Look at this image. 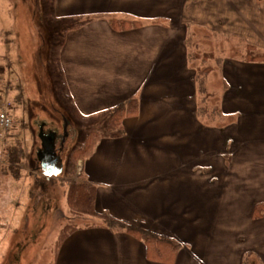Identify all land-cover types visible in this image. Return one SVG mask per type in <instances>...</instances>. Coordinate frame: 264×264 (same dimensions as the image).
Instances as JSON below:
<instances>
[{
  "label": "crops",
  "instance_id": "1",
  "mask_svg": "<svg viewBox=\"0 0 264 264\" xmlns=\"http://www.w3.org/2000/svg\"><path fill=\"white\" fill-rule=\"evenodd\" d=\"M23 12L12 17L21 37ZM54 17L73 21L58 66L75 119L139 100L122 135L83 164L97 211L179 241L170 264H264V217H253L264 202V62L218 49L206 64L189 43L198 26L264 51V0H54ZM115 18L141 24L115 30ZM92 220L55 244L52 264H166Z\"/></svg>",
  "mask_w": 264,
  "mask_h": 264
},
{
  "label": "rangeland",
  "instance_id": "2",
  "mask_svg": "<svg viewBox=\"0 0 264 264\" xmlns=\"http://www.w3.org/2000/svg\"><path fill=\"white\" fill-rule=\"evenodd\" d=\"M17 7L30 18L28 25L23 24L27 31L22 37L19 24L12 20ZM72 25V20L54 17V0H0V107L13 119L8 131L0 129L5 137V143L0 142V169L9 165L2 149L21 142L25 150V158L18 163L20 175L10 170L0 173V264H52L60 230L70 223L88 225L87 218L68 212L60 181L85 178L80 175L83 162L69 165V153L90 132L106 131L108 113L75 119L68 104L58 55L66 28ZM189 36L192 54L199 58L206 54V64L218 49L237 55L246 44L240 39H215L198 26L190 27ZM40 127L44 133L56 134L54 144L63 163L56 176H44L39 167Z\"/></svg>",
  "mask_w": 264,
  "mask_h": 264
},
{
  "label": "trees",
  "instance_id": "3",
  "mask_svg": "<svg viewBox=\"0 0 264 264\" xmlns=\"http://www.w3.org/2000/svg\"><path fill=\"white\" fill-rule=\"evenodd\" d=\"M161 20V18H158L155 21ZM140 24L141 23L138 20L126 18H115L110 21V26L115 30L129 29L132 27H137ZM205 55L206 54H203L204 59L207 58ZM210 56H212V54ZM242 59L245 61L264 62V51H259L255 46L246 43L244 46ZM210 69L211 67L206 66L203 70L199 71V75L202 76V74H207ZM138 110L139 100L137 97L128 98L112 107L108 112L107 124L105 128L106 131H96V134L93 131L90 132L82 145L69 153V165L73 166V164H77L79 160H81V162L84 164L93 154L97 143L102 138L107 136L115 137L122 135L123 120L127 117L137 115ZM1 152L6 154L9 165L5 168L1 167L0 173L10 170L14 176L20 175V166L18 163L23 161L25 158V150L21 142H17L12 146H8L6 149H2ZM71 170L72 168L70 167V176L73 175ZM80 175H83L82 170ZM80 179L81 180L77 181L73 178H67L66 180L60 181V183L65 187V202L68 212L72 217L90 218L93 220L97 219L103 226L117 231H124L138 240H141L145 244L147 257L152 261L170 264L175 260L177 253L182 247V244L179 241L170 236L155 233L151 230L143 228L142 226L125 223L107 213L97 211V186L86 181L85 178ZM253 217H264V202L258 203L254 206ZM79 227V225L72 223L64 226L59 232L56 245L58 246L66 237H68V235H70Z\"/></svg>",
  "mask_w": 264,
  "mask_h": 264
},
{
  "label": "water",
  "instance_id": "4",
  "mask_svg": "<svg viewBox=\"0 0 264 264\" xmlns=\"http://www.w3.org/2000/svg\"><path fill=\"white\" fill-rule=\"evenodd\" d=\"M38 137L41 148L37 150L36 157L42 174L46 177L60 174L63 170V163L59 151L57 152L55 148V132L44 133L40 127Z\"/></svg>",
  "mask_w": 264,
  "mask_h": 264
},
{
  "label": "built area",
  "instance_id": "5",
  "mask_svg": "<svg viewBox=\"0 0 264 264\" xmlns=\"http://www.w3.org/2000/svg\"><path fill=\"white\" fill-rule=\"evenodd\" d=\"M12 125H13L12 117L9 115V113L5 109L0 107V129H2L4 132H6L9 130V128ZM2 141H3V143H5V137H3V135H0V142H2ZM3 143H0V145Z\"/></svg>",
  "mask_w": 264,
  "mask_h": 264
},
{
  "label": "flooded vegetation",
  "instance_id": "6",
  "mask_svg": "<svg viewBox=\"0 0 264 264\" xmlns=\"http://www.w3.org/2000/svg\"><path fill=\"white\" fill-rule=\"evenodd\" d=\"M66 128H67V125H65V127H64L65 134H66V130H65ZM65 136H66V135H65ZM58 151H59V153H60V149H58L57 152H58Z\"/></svg>",
  "mask_w": 264,
  "mask_h": 264
}]
</instances>
